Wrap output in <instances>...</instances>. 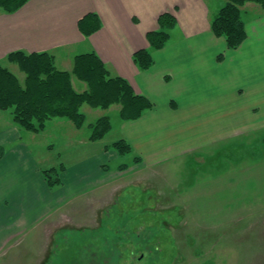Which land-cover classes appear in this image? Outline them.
Listing matches in <instances>:
<instances>
[{
	"label": "crops",
	"instance_id": "crops-1",
	"mask_svg": "<svg viewBox=\"0 0 264 264\" xmlns=\"http://www.w3.org/2000/svg\"><path fill=\"white\" fill-rule=\"evenodd\" d=\"M225 4L226 0H30L13 14L0 13V62L15 51L50 52L59 69L71 70L76 55L96 52L114 74L154 104L141 119L120 120L117 131L111 132L158 162L175 147L216 143L229 134L264 128V9L245 6L247 38L240 48L229 50L210 25ZM166 12L177 24L166 47L153 50L147 33L158 28V18ZM90 13L99 15L102 28L87 37L79 21ZM140 50L152 54L154 65L148 70L134 62ZM22 130L11 115L10 123L0 126V258L32 238L43 243V231L56 225L65 208L90 196H107L120 177L107 168L120 157L113 149L105 150L111 144L107 137L77 143L66 152L56 145L49 148L52 143H32L31 132ZM62 163V185L51 188L42 172Z\"/></svg>",
	"mask_w": 264,
	"mask_h": 264
},
{
	"label": "rangeland",
	"instance_id": "rangeland-1",
	"mask_svg": "<svg viewBox=\"0 0 264 264\" xmlns=\"http://www.w3.org/2000/svg\"><path fill=\"white\" fill-rule=\"evenodd\" d=\"M2 64L24 81L17 65ZM118 110L83 106V129L54 119L28 141L67 152L77 143H93L88 125L101 116H109L117 131ZM11 113L0 112V126L10 123ZM115 133L106 143L119 139ZM146 157L133 147L113 159L107 166L120 177L110 195L65 208L56 225L43 231V243L32 238L0 264H264V128L175 147L158 162Z\"/></svg>",
	"mask_w": 264,
	"mask_h": 264
},
{
	"label": "trees",
	"instance_id": "trees-1",
	"mask_svg": "<svg viewBox=\"0 0 264 264\" xmlns=\"http://www.w3.org/2000/svg\"><path fill=\"white\" fill-rule=\"evenodd\" d=\"M30 0H0V13L13 14ZM255 4L264 9V0H226L211 21V31L217 38H224L229 50H237L247 38L243 11L247 4ZM177 24L171 13H163L158 18V28L147 33V40L153 50H162L169 43L171 31ZM102 28L100 17L90 13L79 21V29L84 36L90 37ZM224 55L218 60L222 61ZM5 61L18 66L24 75L22 82L18 75L0 62V111L12 110L13 121L23 130L41 133L47 123L54 119H65L81 130L86 126L87 117L83 106L92 109L109 110L119 107V117L124 122L141 119L154 108V104L143 94L136 93L125 78L114 74L111 68L96 52L76 55L71 70H61L56 56L50 52L26 53L15 51ZM134 62L141 70L154 65L150 50H140L134 54ZM86 87L79 90L75 81ZM91 129L89 141L96 143L104 140L112 131L111 118L101 116L88 125ZM113 149L120 156L133 152L126 139H118L105 147ZM3 149L0 148V157ZM140 159H135L138 162ZM127 168V166L119 165ZM108 170L110 166L107 167ZM124 168V169H125ZM65 165L44 170L43 176L51 188L62 185Z\"/></svg>",
	"mask_w": 264,
	"mask_h": 264
}]
</instances>
